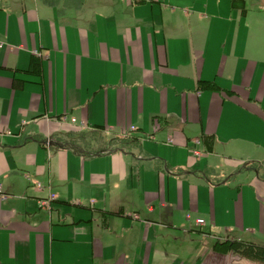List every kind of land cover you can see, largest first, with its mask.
<instances>
[{
    "label": "crops",
    "instance_id": "obj_1",
    "mask_svg": "<svg viewBox=\"0 0 264 264\" xmlns=\"http://www.w3.org/2000/svg\"><path fill=\"white\" fill-rule=\"evenodd\" d=\"M243 7L0 0V264H256L211 248L264 245V1Z\"/></svg>",
    "mask_w": 264,
    "mask_h": 264
},
{
    "label": "trees",
    "instance_id": "obj_2",
    "mask_svg": "<svg viewBox=\"0 0 264 264\" xmlns=\"http://www.w3.org/2000/svg\"><path fill=\"white\" fill-rule=\"evenodd\" d=\"M244 0H239L235 4V0H232V5L238 6L241 8V11L244 12L243 7ZM205 86H211V83H207ZM89 137L85 134L84 130L80 132H68L63 138L64 144L68 147L87 151L89 149ZM98 151L97 150H93ZM211 248L216 252H233L236 255L245 258L249 261H252L256 264H264V245H259L255 242L234 239V238H217L212 244Z\"/></svg>",
    "mask_w": 264,
    "mask_h": 264
},
{
    "label": "built area",
    "instance_id": "obj_3",
    "mask_svg": "<svg viewBox=\"0 0 264 264\" xmlns=\"http://www.w3.org/2000/svg\"><path fill=\"white\" fill-rule=\"evenodd\" d=\"M71 122H74V118H70L69 119ZM134 127H131V129H133ZM5 134H10L12 133L10 130H6L4 132ZM196 143L198 142V140L195 141ZM194 153H199L198 150H193ZM29 179V178H28ZM34 185L37 187V188H41L42 185L41 183L39 182H35ZM0 193H1V186H0ZM2 195V194H1ZM55 198L54 194L53 193H48V195L46 197H42V198H39L38 199V205L40 206H43V207H46V208H49L50 207V202ZM196 222L197 223H201L202 222V219H196Z\"/></svg>",
    "mask_w": 264,
    "mask_h": 264
},
{
    "label": "rangeland",
    "instance_id": "obj_4",
    "mask_svg": "<svg viewBox=\"0 0 264 264\" xmlns=\"http://www.w3.org/2000/svg\"><path fill=\"white\" fill-rule=\"evenodd\" d=\"M81 130H78V132H80ZM86 134V133H85ZM88 137H89V135L88 134H86ZM101 135L102 134H98V135H93V136H95V143L93 144L95 147H100L101 145H103L104 144V141H105V137H110V135L109 134H105L103 137H101ZM90 137H92V135L90 136ZM107 139V138H106Z\"/></svg>",
    "mask_w": 264,
    "mask_h": 264
},
{
    "label": "water",
    "instance_id": "obj_5",
    "mask_svg": "<svg viewBox=\"0 0 264 264\" xmlns=\"http://www.w3.org/2000/svg\"><path fill=\"white\" fill-rule=\"evenodd\" d=\"M264 1V0H263ZM49 142V141H48Z\"/></svg>",
    "mask_w": 264,
    "mask_h": 264
}]
</instances>
